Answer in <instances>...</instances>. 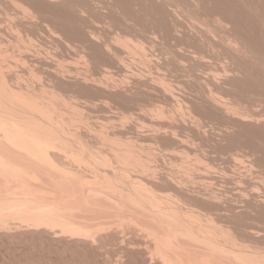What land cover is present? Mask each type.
Listing matches in <instances>:
<instances>
[{"label": "bare ground", "instance_id": "6f19581e", "mask_svg": "<svg viewBox=\"0 0 264 264\" xmlns=\"http://www.w3.org/2000/svg\"><path fill=\"white\" fill-rule=\"evenodd\" d=\"M0 264H264V0H0Z\"/></svg>", "mask_w": 264, "mask_h": 264}, {"label": "rangeland", "instance_id": "374dc122", "mask_svg": "<svg viewBox=\"0 0 264 264\" xmlns=\"http://www.w3.org/2000/svg\"><path fill=\"white\" fill-rule=\"evenodd\" d=\"M209 61L211 62V63H215L216 62V60H213L212 58L211 59H209ZM213 61V62H212Z\"/></svg>", "mask_w": 264, "mask_h": 264}]
</instances>
